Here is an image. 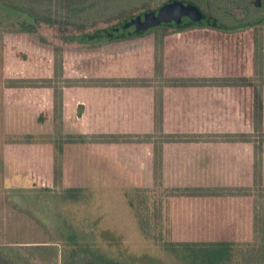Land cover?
I'll return each mask as SVG.
<instances>
[{
  "label": "trees",
  "instance_id": "trees-1",
  "mask_svg": "<svg viewBox=\"0 0 264 264\" xmlns=\"http://www.w3.org/2000/svg\"><path fill=\"white\" fill-rule=\"evenodd\" d=\"M147 5L0 0V30L45 47L44 25L77 29L63 35L66 42L90 47L134 52L149 39L146 50L73 67L63 59L44 67L27 53L37 62L33 73L7 78V92L20 103L43 91L51 106L33 118L8 111L3 160L34 186L64 192L67 202L82 197L88 167L108 173L134 191L140 229L180 264H264V97L247 74L246 51L258 35L240 38L238 28L208 14L196 24L126 26L156 9ZM109 15L119 21L87 30ZM80 118L86 125L73 126ZM49 242L25 252L10 247L13 253L0 246V264H118L76 234Z\"/></svg>",
  "mask_w": 264,
  "mask_h": 264
},
{
  "label": "rangeland",
  "instance_id": "rangeland-1",
  "mask_svg": "<svg viewBox=\"0 0 264 264\" xmlns=\"http://www.w3.org/2000/svg\"><path fill=\"white\" fill-rule=\"evenodd\" d=\"M164 1L166 0H148L147 6L158 7ZM211 1V14L229 26L237 21L229 13L221 11L220 6L232 8L234 15L240 20L243 18L238 4L248 2L249 12L244 21L264 16V8H255L253 4H249V0ZM146 3L147 1L143 4ZM141 6L142 4H139L135 7L134 12L143 10ZM204 9L208 11L206 6ZM118 21L116 15L104 16L91 21V26L87 30L104 28ZM241 31L245 33L242 34ZM252 32L258 35L259 41L258 44L246 46L247 74L259 85L264 97V24L238 29L237 33L241 38V35L250 37ZM41 34L48 41L46 47L38 45L27 35H15L0 30V246L5 247L10 253H13L10 247L25 252V248H31L36 244H50L51 237L59 241L60 234L72 233L118 264H180L140 229L132 205L134 191L108 173L96 167H88L86 175L90 181L84 187H78L84 188L82 197L76 202H67L63 200L68 199L62 196L64 192L34 186L28 178L11 171L10 166L3 160L5 157L3 134L8 111H24L28 118H33L42 108L51 106V99L43 91L36 90L38 93L34 98L30 97L29 101L25 99L20 103L17 102L21 98L13 89L7 92V78H21L24 75L31 76L29 74L33 73L37 62L30 61L27 53L39 56V64H43L44 67L47 65L52 67L54 59L58 61L63 59L65 65L73 67L74 64L93 56H128L146 50L149 46L148 37L134 52L124 49L123 45L118 46L119 44L99 48L78 41L67 43L63 35L73 36L79 34V31L71 29L60 32L57 26L44 25ZM4 42L8 45V54L3 50ZM18 50L24 51L23 55L18 54L15 57ZM82 109L78 107V113ZM83 124L85 123L80 118L72 125L77 127Z\"/></svg>",
  "mask_w": 264,
  "mask_h": 264
},
{
  "label": "water",
  "instance_id": "water-1",
  "mask_svg": "<svg viewBox=\"0 0 264 264\" xmlns=\"http://www.w3.org/2000/svg\"><path fill=\"white\" fill-rule=\"evenodd\" d=\"M141 17L134 18L126 26L136 25L137 29L161 24L163 22H174L176 24H196L204 19V12L193 2L184 0H171L165 3L158 10H153L143 14Z\"/></svg>",
  "mask_w": 264,
  "mask_h": 264
},
{
  "label": "flooded vegetation",
  "instance_id": "flooded-vegetation-1",
  "mask_svg": "<svg viewBox=\"0 0 264 264\" xmlns=\"http://www.w3.org/2000/svg\"><path fill=\"white\" fill-rule=\"evenodd\" d=\"M232 2H235L237 0H231ZM247 1V0H246ZM169 2L168 0L164 1L161 5H159L158 7H154L156 8V10H158L160 7H162L165 3ZM194 3L196 5H198L200 7V9L204 12V14H208L210 16H214L213 14H211L210 8H211V4L212 1L211 0H196L194 1ZM239 3V2H238ZM247 3L248 2H243L241 4H238L239 10L242 11V18L245 19L246 15L248 16V12H249V8L247 7ZM253 4V6L257 9H261L264 8V0H249V4ZM237 6V4H234ZM204 6H206L208 8V11L206 9H204ZM151 9V8H149ZM232 9V8H231ZM229 9V6H220V10L223 11L224 13H229V15L236 20L237 22H235L232 25H228L227 23H225V21H222V23L228 27H236L238 29H242V28H247V27H253V26H262L264 24V16L256 18V19H252V20H247L244 21L243 19H238L237 16L234 15L233 10ZM153 11V10H150ZM148 11V12H150ZM146 13V12H144Z\"/></svg>",
  "mask_w": 264,
  "mask_h": 264
}]
</instances>
